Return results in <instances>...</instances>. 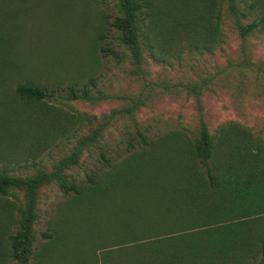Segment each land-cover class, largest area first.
I'll return each mask as SVG.
<instances>
[{
  "label": "trees",
  "instance_id": "trees-1",
  "mask_svg": "<svg viewBox=\"0 0 264 264\" xmlns=\"http://www.w3.org/2000/svg\"><path fill=\"white\" fill-rule=\"evenodd\" d=\"M80 1L87 23L65 21L64 27L80 30L97 50L88 82L33 78L15 88L27 110L40 106L54 116L48 130L37 123L40 135L18 144V151L28 158L38 155L56 138L45 142L48 131L73 142L50 168L17 174L0 164V264H32L38 204L51 183L66 195L55 211L113 208L92 236L111 238L95 250L94 264H264V135L233 120L210 130L198 85L191 87L198 110L194 128L169 129L153 138L136 131L138 145L130 142L114 162L101 153L106 164L83 183H75L70 171L118 119L148 104L156 86L148 80L149 62L168 61L186 48L211 50L223 39L227 20L241 39V61L233 67L264 77V60H252L248 43L253 34L264 37V0H115L113 13L97 0ZM107 37L123 51L118 57L108 52L125 57L127 72L140 81L137 93H93L98 50ZM115 99L123 103L99 115L51 103ZM52 220L41 232L40 247L57 234Z\"/></svg>",
  "mask_w": 264,
  "mask_h": 264
},
{
  "label": "rangeland",
  "instance_id": "rangeland-1",
  "mask_svg": "<svg viewBox=\"0 0 264 264\" xmlns=\"http://www.w3.org/2000/svg\"><path fill=\"white\" fill-rule=\"evenodd\" d=\"M97 1L106 12L113 13L115 0ZM65 21L87 23L83 1L0 0V164L17 174L32 173L37 166L50 168L53 161L69 152L73 142L71 138L59 137L58 131L54 135L48 131L49 139L45 142L53 136L56 138L38 155L28 158L24 150L18 151V144L33 140L41 132L40 125L48 130L54 116L40 106L27 110L16 99V86L33 78L42 83L64 80L87 83L86 75L94 67L97 50L92 42L80 30L79 33L66 31ZM222 33L223 39L211 50L186 48L168 61L148 63V80L156 84L148 104L133 117L118 119L104 132L99 145L84 152L70 170L75 183H83L87 175L106 164L101 153L114 162L127 153L130 142L138 145L140 138L136 131L153 138L169 129L194 128L198 110L193 85L200 86L202 114L210 130L221 122L233 120L264 135V77L248 70L242 73L233 67L241 61V39L229 20L223 24ZM248 43L252 60H264V37L253 34ZM100 44L103 50H98L100 63L93 74L97 83L93 93L97 89L105 94L137 93L140 81L127 72L129 65L125 57L117 58L122 48L109 37ZM51 103L99 115L123 101ZM65 196L55 183L42 190L39 217L34 223L32 264H94L95 250L107 243L105 239H111L92 237L107 215L110 220L113 211L110 204L101 210L73 206L55 211ZM51 216L57 234L40 247L41 232L47 229Z\"/></svg>",
  "mask_w": 264,
  "mask_h": 264
}]
</instances>
